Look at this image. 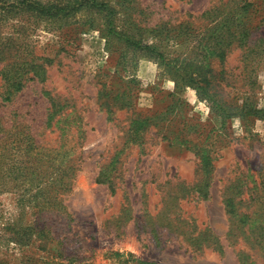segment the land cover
<instances>
[{
  "label": "rangeland",
  "instance_id": "1",
  "mask_svg": "<svg viewBox=\"0 0 264 264\" xmlns=\"http://www.w3.org/2000/svg\"><path fill=\"white\" fill-rule=\"evenodd\" d=\"M33 1L0 8V49L44 68L0 98L21 131L0 161V264H241L239 248L264 264L228 236L223 202L264 179V0ZM26 139L59 149L28 157ZM178 182L195 188L172 208L190 225L161 226Z\"/></svg>",
  "mask_w": 264,
  "mask_h": 264
},
{
  "label": "trees",
  "instance_id": "2",
  "mask_svg": "<svg viewBox=\"0 0 264 264\" xmlns=\"http://www.w3.org/2000/svg\"><path fill=\"white\" fill-rule=\"evenodd\" d=\"M30 1L31 0H19L16 4L11 3L9 5H5L4 3L3 7L0 6V8L3 11H9V9L13 8L16 13L21 14L30 11V4L35 3V1ZM37 6L41 7V10L43 9L42 6ZM50 8L51 7L48 8V12L54 15L58 14L61 10L57 5L52 6L51 10ZM36 57H38V55L30 57V52H27L25 49H16L13 52L8 51L5 47L0 49V62L4 61L3 66L0 68V98H2V100H12L13 96L24 87L26 82L35 80L36 77L41 75L40 72L42 73L44 71L43 64L38 63L35 60ZM39 58L42 57L40 56ZM30 71H33V73H30ZM196 88H199V85H196ZM52 105H55L54 101H52ZM50 122L51 115L49 117V123ZM14 127H16L14 124L7 127L0 116V161L5 157L4 151L7 150L6 147H9L12 141L19 142L16 140L17 137L10 141L9 136H13L11 134H21V131L13 130ZM28 136H30V134H28ZM24 143H26L25 148L29 151L26 153L28 157H30V145H33L35 152L33 157L35 159L46 160L49 156H54L53 154L59 149L38 145L33 139H31V141L30 139H26ZM67 169L68 167L63 170L66 175H68ZM61 173L63 174L64 172ZM111 173L112 175L114 174L112 169H110L108 165H105L98 172L95 181L98 183H108L112 186L114 180L113 177L109 176ZM55 189L56 188H52V196L54 199H56ZM194 191L195 188L182 182H178L173 187H167L165 189L164 193H162V208L154 216L161 226L166 225L170 228H182L190 225L191 221L188 216L184 217L179 211H174L172 208L183 199L187 200ZM198 193L199 195L205 196V193L201 190ZM223 202L228 218V236L234 240H241L247 247L256 250L260 256L264 257V179L251 180L250 184L241 179L231 181L225 188ZM51 203H53V201L48 200L45 202L44 206ZM56 206V204H53L50 207L53 208L51 211H53ZM45 231L46 227L42 225L37 233L40 235ZM114 233L115 235L118 234L117 231H114ZM189 233L188 230L183 232V236L187 237L188 240L192 239L193 241H197L204 239V230H201L194 239L188 236ZM237 256L241 264L254 263L253 255L243 249H238ZM69 261L70 263H74V257H71Z\"/></svg>",
  "mask_w": 264,
  "mask_h": 264
}]
</instances>
